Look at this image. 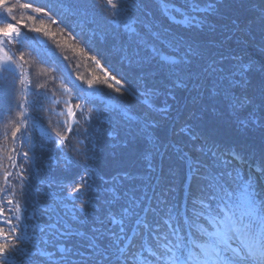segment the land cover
Returning <instances> with one entry per match:
<instances>
[{
  "label": "trees",
  "instance_id": "16d2710c",
  "mask_svg": "<svg viewBox=\"0 0 264 264\" xmlns=\"http://www.w3.org/2000/svg\"><path fill=\"white\" fill-rule=\"evenodd\" d=\"M0 5L9 13L0 34L10 25L28 33L9 49L29 87L9 72L0 88V208L6 200L21 205L33 237L11 241L23 243L29 258L16 251L15 264H42L38 249L51 252L52 264H171L153 235L162 230L130 229L148 193L157 201L148 220L161 222L166 200L178 209L185 181L192 205L204 199L215 209L221 194L264 207V0ZM89 86L105 95L90 94ZM65 106L73 113L68 124L60 120ZM32 119L52 138L37 139ZM233 149L263 170L248 174L227 155ZM109 161L117 164L109 168ZM244 185L251 196L239 198L234 191ZM74 191L83 195L79 205ZM145 237L158 257L147 252ZM2 241L0 251H10ZM7 258L0 264H11Z\"/></svg>",
  "mask_w": 264,
  "mask_h": 264
},
{
  "label": "rangeland",
  "instance_id": "374dc122",
  "mask_svg": "<svg viewBox=\"0 0 264 264\" xmlns=\"http://www.w3.org/2000/svg\"><path fill=\"white\" fill-rule=\"evenodd\" d=\"M9 16L8 11L2 6L0 5V24H2L3 18H7ZM117 20H114V23H116ZM0 31H2V28H0ZM28 35V33L24 32L20 27H14V26H8V28L0 34V88L2 86H6L5 82L3 81L5 79V76L10 73H13L17 76L18 79H21V86L25 87L26 89L29 87V81H27V76H28V72L27 70H25V67L21 64V62L17 59L15 53H13V51H11L9 49V45H11L12 42H14L15 40H19L20 38L26 37ZM171 59H174V56H169ZM54 78V77H53ZM14 80V78H13ZM57 86V85H56ZM21 87V88H22ZM89 89L92 90L93 92H90V94H94V95H98V94H104L103 91H100V89H98L95 86H89ZM58 98L62 100L66 103V104H70L69 100H65L64 96H60L59 94H57ZM62 114H66V116H61L60 120H65L67 121L66 123L68 124V122H72L73 120V113L72 111L65 106L64 107V111ZM31 128H32V133L37 137V139L42 140V138L40 136H47V137H51L52 138V132L50 130H48L47 128H45L44 126H42L41 124H37V122L35 120L32 119V123H31ZM29 136V134L27 135V137ZM36 138H30V147L33 150V153H37V144L35 143ZM44 142V140H43ZM115 163L117 164V162H112L109 161L107 163L106 166H109V168H111L112 166L115 165ZM6 192V191H4ZM240 194H245V189H241ZM21 206V205H20ZM17 206V204H13L12 201H7L5 203L2 204L1 208H0V221L4 222L3 224H0V228L2 229V233L0 234V240L3 242V244H9L11 243V241L16 237V238H21L22 239H28L30 240L31 238H33L31 236V232L28 231L29 227L26 223L25 225V221H26V216L24 215V212L22 210V206ZM5 211H11L9 214L5 213ZM68 219H66L65 221H67ZM23 243L18 244V245H13L11 243L10 246V251L8 250H2L0 251V260H3L4 262V257H8L7 259L10 261H7L11 264H15L13 262L14 260V256L16 255V251L17 253H19L22 257L28 258L27 256V252H25L26 247L22 246ZM11 249L13 251H11ZM35 250V249H33ZM42 251H45L44 248H42ZM48 254H41L39 249L38 252H36L34 255H38L41 258H38L36 256V258H38L42 264H52L51 261V252L48 251ZM29 259V258H28ZM51 262V263H50ZM24 263L25 264H29V261L27 259H24Z\"/></svg>",
  "mask_w": 264,
  "mask_h": 264
}]
</instances>
